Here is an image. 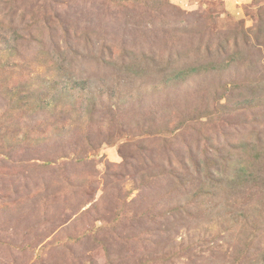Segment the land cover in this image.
Segmentation results:
<instances>
[{"label":"rangeland","instance_id":"rangeland-1","mask_svg":"<svg viewBox=\"0 0 264 264\" xmlns=\"http://www.w3.org/2000/svg\"><path fill=\"white\" fill-rule=\"evenodd\" d=\"M0 264H264V0H0Z\"/></svg>","mask_w":264,"mask_h":264},{"label":"trees","instance_id":"trees-1","mask_svg":"<svg viewBox=\"0 0 264 264\" xmlns=\"http://www.w3.org/2000/svg\"><path fill=\"white\" fill-rule=\"evenodd\" d=\"M86 89V87H83V89H82V91H84ZM244 104H249V102H243V103H241V107L239 108V109H241V108H244ZM68 155L66 154V153H64V154H62V155H60L59 157L61 158H66Z\"/></svg>","mask_w":264,"mask_h":264}]
</instances>
